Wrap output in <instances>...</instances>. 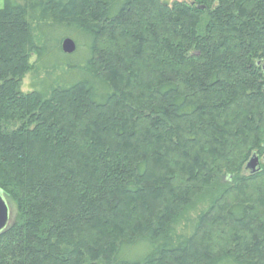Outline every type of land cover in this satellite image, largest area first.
I'll return each mask as SVG.
<instances>
[{
	"label": "trees",
	"instance_id": "1",
	"mask_svg": "<svg viewBox=\"0 0 264 264\" xmlns=\"http://www.w3.org/2000/svg\"><path fill=\"white\" fill-rule=\"evenodd\" d=\"M253 155L264 0H2L0 264H264Z\"/></svg>",
	"mask_w": 264,
	"mask_h": 264
},
{
	"label": "water",
	"instance_id": "2",
	"mask_svg": "<svg viewBox=\"0 0 264 264\" xmlns=\"http://www.w3.org/2000/svg\"><path fill=\"white\" fill-rule=\"evenodd\" d=\"M61 49L64 54L71 55L75 52L76 46L71 39L66 38L63 40L61 44ZM258 165H259L258 157L253 155L252 158L247 162L246 169L249 170L251 173H255L258 171ZM8 219H9V210L0 194V233L7 226Z\"/></svg>",
	"mask_w": 264,
	"mask_h": 264
},
{
	"label": "rangeland",
	"instance_id": "3",
	"mask_svg": "<svg viewBox=\"0 0 264 264\" xmlns=\"http://www.w3.org/2000/svg\"><path fill=\"white\" fill-rule=\"evenodd\" d=\"M167 1H169V2H173V1H179V2H181V1H186V2H189V0H167ZM2 7V0H0V8ZM30 90V81H29V79H25L24 80V82H23V84H22V91L25 93V92H28ZM264 162V156L263 157H259L258 158V163H259V165H258V169H259V167L261 166V164ZM247 164V163H246ZM246 167V166H245ZM250 171L249 170H247L246 169V172L245 171H243V173L244 174H248ZM244 193H246V192H244ZM5 203H6V201H5ZM6 205H7V207H8V210H9V216H10V214H12V212H13V208H12V206L10 205V204H7L6 203Z\"/></svg>",
	"mask_w": 264,
	"mask_h": 264
},
{
	"label": "flooded vegetation",
	"instance_id": "4",
	"mask_svg": "<svg viewBox=\"0 0 264 264\" xmlns=\"http://www.w3.org/2000/svg\"><path fill=\"white\" fill-rule=\"evenodd\" d=\"M259 164V163H258Z\"/></svg>",
	"mask_w": 264,
	"mask_h": 264
}]
</instances>
